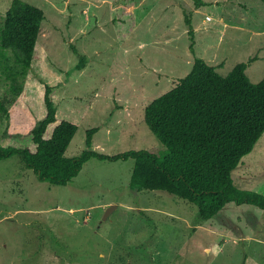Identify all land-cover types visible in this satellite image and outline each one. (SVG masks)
<instances>
[{
  "label": "rangeland",
  "instance_id": "1",
  "mask_svg": "<svg viewBox=\"0 0 264 264\" xmlns=\"http://www.w3.org/2000/svg\"><path fill=\"white\" fill-rule=\"evenodd\" d=\"M27 1L46 18L22 89L0 70V140L40 116L44 84L60 81L59 113L79 125L67 155L87 148L94 126L100 152L161 150L145 107L192 69L195 55L225 74L257 56L247 73L255 83L264 76V0ZM11 2L0 0V24ZM134 163L92 157L71 181L53 184L17 155L1 160L0 264H264V208L229 202L202 219L175 194L132 189ZM233 176L264 193V133Z\"/></svg>",
  "mask_w": 264,
  "mask_h": 264
},
{
  "label": "trees",
  "instance_id": "2",
  "mask_svg": "<svg viewBox=\"0 0 264 264\" xmlns=\"http://www.w3.org/2000/svg\"><path fill=\"white\" fill-rule=\"evenodd\" d=\"M198 6L203 0H196ZM46 14L27 0H12L0 24V70L22 89L20 73L32 65ZM194 36L190 17L186 18ZM192 36V37H193ZM192 50L194 43H192ZM75 52H78L74 47ZM257 56L238 62L227 73L202 56L195 55L192 69L168 91L145 107V122L163 148H133L116 154L93 148L87 131V148L78 155L67 149L78 122L62 117L57 101L60 81L44 84L43 111L36 119L8 130L0 140V161L14 155L32 168L40 180L66 184L92 157L102 160L134 158L130 187L165 190L198 206L202 219L218 214L229 202L264 208V193L236 184L233 171L264 133V76L253 82L247 68ZM86 56L77 65L82 68ZM16 65H20V69Z\"/></svg>",
  "mask_w": 264,
  "mask_h": 264
},
{
  "label": "water",
  "instance_id": "3",
  "mask_svg": "<svg viewBox=\"0 0 264 264\" xmlns=\"http://www.w3.org/2000/svg\"><path fill=\"white\" fill-rule=\"evenodd\" d=\"M113 206H114V205H111V206L109 207V209H108V211L106 212V214H105L104 217H106V216L109 214V212L114 208Z\"/></svg>",
  "mask_w": 264,
  "mask_h": 264
},
{
  "label": "built area",
  "instance_id": "4",
  "mask_svg": "<svg viewBox=\"0 0 264 264\" xmlns=\"http://www.w3.org/2000/svg\"><path fill=\"white\" fill-rule=\"evenodd\" d=\"M207 18H208V19H210L211 17H210V16H208Z\"/></svg>",
  "mask_w": 264,
  "mask_h": 264
},
{
  "label": "crops",
  "instance_id": "5",
  "mask_svg": "<svg viewBox=\"0 0 264 264\" xmlns=\"http://www.w3.org/2000/svg\"><path fill=\"white\" fill-rule=\"evenodd\" d=\"M212 20V19H211ZM209 61V60H208ZM217 65V64H216Z\"/></svg>",
  "mask_w": 264,
  "mask_h": 264
}]
</instances>
